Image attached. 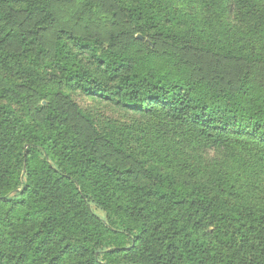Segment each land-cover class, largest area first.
<instances>
[{"label":"trees","instance_id":"trees-1","mask_svg":"<svg viewBox=\"0 0 264 264\" xmlns=\"http://www.w3.org/2000/svg\"><path fill=\"white\" fill-rule=\"evenodd\" d=\"M241 170L264 177V0H0V264H264Z\"/></svg>","mask_w":264,"mask_h":264},{"label":"rangeland","instance_id":"rangeland-1","mask_svg":"<svg viewBox=\"0 0 264 264\" xmlns=\"http://www.w3.org/2000/svg\"><path fill=\"white\" fill-rule=\"evenodd\" d=\"M200 18L201 16L198 15ZM63 19L59 17L56 21V27L57 26H63ZM233 30L231 31V34H229V38H239L243 37L245 39H251L249 30L256 27L253 26L252 28L248 29L246 27V24H242L239 21L233 22ZM115 29V27L111 24L105 25L101 31L104 33V35H108L112 32V30ZM110 31V32H109ZM83 32V30H81ZM191 36L190 34H187V37ZM139 39H142L141 35L137 36ZM228 38V39H229ZM194 40V39H193ZM185 44L188 46H193L192 42L185 41ZM71 98L74 102H76L82 110L87 112L88 114H92L97 116L98 122L100 121H106L108 120L106 117H108L107 114H105L106 110L103 109V107H98L97 103L95 101H91L89 99H86L82 97L79 93H72ZM114 120H118L116 116H110ZM198 157L202 161L216 163L218 166H221L222 168H232V166H235V159H236V153L234 154L231 151L222 149V148H216V147H196V151ZM238 174L241 176V178L245 181L244 190L250 191V193L254 194V199L258 202L264 203V177H259L257 172L253 173H247L245 170L238 171ZM93 211L98 214L101 217H104V213L95 205H92Z\"/></svg>","mask_w":264,"mask_h":264}]
</instances>
